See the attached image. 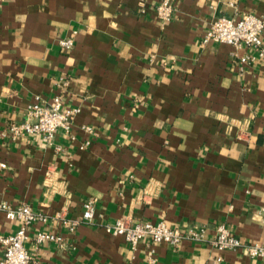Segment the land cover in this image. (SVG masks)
I'll return each mask as SVG.
<instances>
[{
    "label": "crops",
    "instance_id": "obj_1",
    "mask_svg": "<svg viewBox=\"0 0 264 264\" xmlns=\"http://www.w3.org/2000/svg\"><path fill=\"white\" fill-rule=\"evenodd\" d=\"M160 1L0 0V204L49 218L28 230L37 264H264L212 245L220 224L264 245V64L202 43L218 18L264 16V0H173L168 23ZM37 97L80 109L53 143L9 133ZM119 220L204 227L205 240L133 248L106 232ZM18 228L0 211V236ZM39 231L63 240L36 249Z\"/></svg>",
    "mask_w": 264,
    "mask_h": 264
},
{
    "label": "built area",
    "instance_id": "obj_2",
    "mask_svg": "<svg viewBox=\"0 0 264 264\" xmlns=\"http://www.w3.org/2000/svg\"><path fill=\"white\" fill-rule=\"evenodd\" d=\"M159 19L165 23L170 22L175 13L173 0H161L156 7ZM75 33L60 41V46L64 49H72L74 46ZM202 43H220L236 47H246L252 53L240 58L241 66L264 64V16H257L251 13H243L234 18L221 17L216 19L202 38ZM60 97L53 99L51 103H45L40 97L28 108L25 121L14 124L10 127L9 133L14 138L37 135L41 136L48 143H53L59 130L69 131L73 121L80 113L78 108L64 107ZM91 132L90 128H85ZM8 169V165L0 159V176ZM0 211L5 214L9 221L19 222L18 230L7 236H0V245L3 248V257L0 264H37L33 256L26 247L29 241L28 230L35 223H48L49 218L42 213H37L28 205L11 207L5 203L0 204ZM96 213V201L92 198L84 203L82 221L90 223L94 220ZM61 217L58 216L57 219ZM62 224L71 231L79 225V221L61 220ZM105 230L108 234L122 237L133 248L139 243L149 241L154 244H167L178 247L183 241L190 240L201 243L205 240L206 229L189 228L182 231L179 228H172L165 222L151 223L138 221L130 223L119 220L111 225H107ZM62 238L48 232L39 231L34 237V247L48 242H62ZM212 245L217 251L243 249L249 257L263 258L264 245L260 243L247 244L234 236L225 224H220L216 229V237ZM221 258L215 259L213 264H220Z\"/></svg>",
    "mask_w": 264,
    "mask_h": 264
}]
</instances>
